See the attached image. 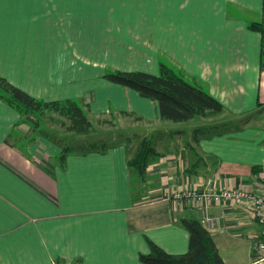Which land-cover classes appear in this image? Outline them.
<instances>
[{"label": "crops", "instance_id": "obj_1", "mask_svg": "<svg viewBox=\"0 0 264 264\" xmlns=\"http://www.w3.org/2000/svg\"><path fill=\"white\" fill-rule=\"evenodd\" d=\"M257 22L264 0H0L4 78L45 102L81 100L91 121L113 110L127 124L121 133L153 136L159 154L145 182L123 141L104 154H70L63 169L62 149L0 100V264H143L150 242L185 254L182 220H201L200 207L166 192L264 187ZM162 56L201 80L224 114L164 121L158 102L104 78L108 70L159 75ZM208 214L219 220L208 230L226 264H264L254 251L264 224L248 202L223 201Z\"/></svg>", "mask_w": 264, "mask_h": 264}, {"label": "trees", "instance_id": "obj_2", "mask_svg": "<svg viewBox=\"0 0 264 264\" xmlns=\"http://www.w3.org/2000/svg\"><path fill=\"white\" fill-rule=\"evenodd\" d=\"M250 29L262 33L261 68L264 70V25L252 23ZM104 78L138 92L143 98L158 102L164 121L183 123L196 118H212L224 114L223 105L210 95L208 87L201 80L190 76L167 60L161 62L159 75L142 71L108 70ZM0 100L21 116L19 124H24L27 118H32L35 135L46 138L62 149L57 162L63 169L70 154L84 156L92 152L104 154L110 148L111 141H123L128 146L131 154L128 164L143 182L146 181L150 164L159 159V154L153 147V136L140 138L137 133H117L114 139L108 134L103 139L85 142V146L77 147L72 138H58L51 133L48 126L50 122L66 128L67 133L76 137H87L94 131L95 126L89 118L88 107L81 100L45 102L11 84L1 74ZM121 115L133 122L143 120L128 113ZM116 120H119V116L112 110L111 117L102 119L100 125L115 127ZM135 142L138 143L133 153ZM182 224L190 234V249L187 253L173 255L150 242L151 252L141 255L140 261L143 264H226L213 235L201 225L200 220L184 218Z\"/></svg>", "mask_w": 264, "mask_h": 264}, {"label": "built area", "instance_id": "obj_3", "mask_svg": "<svg viewBox=\"0 0 264 264\" xmlns=\"http://www.w3.org/2000/svg\"><path fill=\"white\" fill-rule=\"evenodd\" d=\"M167 198L174 199L178 202L189 201L199 206L202 218L200 223L206 229H214L219 224V220L208 214V207L213 204L222 203L223 201L242 202L245 200L249 203V208L255 219L264 224V187L259 191L247 193L242 190H225L220 194L212 191L200 192L197 190H179L165 195ZM254 251L261 255L260 261L264 262V234L258 237L254 243Z\"/></svg>", "mask_w": 264, "mask_h": 264}, {"label": "rangeland", "instance_id": "obj_4", "mask_svg": "<svg viewBox=\"0 0 264 264\" xmlns=\"http://www.w3.org/2000/svg\"><path fill=\"white\" fill-rule=\"evenodd\" d=\"M130 56H131V54H130ZM161 59L166 60L165 57H163V56L161 57ZM91 119H92V123L94 124L95 127H94V131L91 132L90 135L87 137L72 136L66 132V128L61 127L59 124L54 125V123L50 122L48 126H50V132L53 133L56 137H58V138H72L73 143L77 147L85 146L86 145L85 142H95V141H98L100 139H103L105 137V135H108V134H110L115 139L117 133H121L122 131L124 132V130L127 126V124H124L123 121L119 122V120L118 121L116 120L117 124H115V127H105V126L100 125V121L103 118L98 119L96 117H91ZM109 142H110V140H109ZM112 144H114V143H112ZM226 249H228V248H226ZM246 249H247L246 246L243 245V247L241 249L239 248L237 251L238 252H240V251L244 252Z\"/></svg>", "mask_w": 264, "mask_h": 264}]
</instances>
